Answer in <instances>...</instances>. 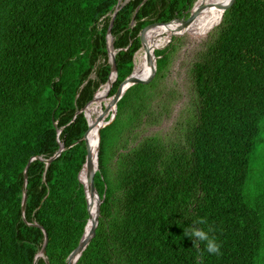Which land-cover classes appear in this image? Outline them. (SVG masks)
<instances>
[{"label": "trees", "instance_id": "1", "mask_svg": "<svg viewBox=\"0 0 264 264\" xmlns=\"http://www.w3.org/2000/svg\"><path fill=\"white\" fill-rule=\"evenodd\" d=\"M196 1L124 3L110 30L116 78L109 96L144 47L171 32L167 24L188 19ZM117 4L0 0V264H46L36 258L44 236L33 224L48 236V264H66L78 245L89 217L78 180L88 122L79 111L110 75L107 30ZM212 25L216 39L191 66L192 115L182 144L145 138L112 164L114 146L149 110L174 42L153 51L145 79L121 96L100 130L93 184L101 203L76 264H264V172L251 174L253 154L264 156V0H230ZM60 143L51 163L37 158H51ZM198 218L208 221L199 227H214L222 255L184 234Z\"/></svg>", "mask_w": 264, "mask_h": 264}, {"label": "rangeland", "instance_id": "2", "mask_svg": "<svg viewBox=\"0 0 264 264\" xmlns=\"http://www.w3.org/2000/svg\"><path fill=\"white\" fill-rule=\"evenodd\" d=\"M227 1L197 0L195 15L188 25L190 32L180 30L177 32L178 35H173L164 46L159 48L165 49L171 42H174L168 64L159 75L155 89L156 95L149 104L148 113L146 112L132 132L123 135L114 146L113 165L117 159L116 153L137 147L145 138L160 137L167 146L180 145L184 142L187 124L191 121L192 115L190 106L193 97L191 66L197 55L206 50V44L216 39L219 27L210 33L208 31L212 29V24L219 21L220 13L224 12L219 7ZM120 2L123 4L126 0H120ZM94 77L95 75H91V78ZM105 87L107 89V85H102L95 94H99ZM110 89L106 92L105 101L110 100ZM102 104L104 109L106 103ZM109 115L110 113L105 117L106 120ZM97 116L98 114H92V122ZM253 158L251 174L258 178L257 173L264 172V156L260 149L253 154Z\"/></svg>", "mask_w": 264, "mask_h": 264}, {"label": "water", "instance_id": "3", "mask_svg": "<svg viewBox=\"0 0 264 264\" xmlns=\"http://www.w3.org/2000/svg\"><path fill=\"white\" fill-rule=\"evenodd\" d=\"M128 0H126L127 2ZM124 2V3H126ZM230 0H228L224 5H221L219 8L222 10H225V8L227 7V5L229 4ZM121 4L120 5V0H118V4L117 7L115 8L111 19H110V23L108 26V30H107V53H108V59H109V63L111 64V72L110 75L108 77V80L106 82L105 85H107V91L111 88L112 82L115 80L116 78V66H115V50L113 49V39L110 35V30L112 28L113 25V21L115 18V15L117 13V11L124 5ZM195 10L192 12V14L189 16L188 19H179V20H175L174 22L167 24L165 27V29H175L176 27H178V29L183 28V30H185V32H190L188 30V25L189 23H191L192 18L195 15ZM147 36V35H146ZM146 36H144L141 40V47L145 41ZM159 49L157 48H151L150 51L148 52V55L146 56V64H145V68L143 70L141 77H135L134 76V66H133V70L131 72V74L124 80L123 84L121 85V87L116 91V93H114V95H112L110 97L109 100V104L108 106L103 109V111L101 113L98 114L96 120H94L92 123L90 122L87 114H86V108L88 107V105L90 103H92L95 99V95L92 98L91 101H89L79 112H83L87 122H88V130L84 136V140L86 142V146H87V155L85 158V162L82 165L81 170L78 173V180L81 182L82 186H83V190H84V194L86 197V201L88 204V212H89V217L87 220V223L84 227V231L81 235V238L78 242V245L76 246V248L69 254V256L67 257V262L66 264H76L82 254V252L84 251V249L86 248V246L88 245L90 239L92 238L93 232H94V228H95V224L97 222L98 219V214H99V206L101 203L100 197L94 187L93 184V176L97 170L98 167V151H99V143H100V130L107 126L108 124H110L112 122V120L115 117V112H116V104L118 102V100L121 98V96L135 83L140 82L141 80L145 79L146 75L149 73L152 64H153V59H152V54L153 51ZM137 53V52H136ZM135 53V54H136ZM135 56V55H134ZM134 59V58H133ZM134 61V60H133ZM111 77H113V80L111 82ZM109 109H111L109 111ZM109 118L106 120V116L109 114ZM60 133V130H58V134ZM96 138V146L94 147L92 144V139L94 137ZM64 150V146L62 143L59 144V149L58 151L49 159H42L40 157H37L38 159H41L45 164H49L52 162V160H54L56 157H58L60 155V153ZM27 169H28V164L24 169V173H23V189H22V200H21V211H22V216L24 215V210H25V204H26V180H27ZM85 171V178L82 180L81 179V173ZM95 201V202H94ZM33 226L38 227L42 233H43V243L42 246L40 248V250L38 251V253L36 254V258L41 257L45 260L46 264H48L47 259H46V247L48 244V236L46 234V231L44 230L43 227L37 225V224H33Z\"/></svg>", "mask_w": 264, "mask_h": 264}, {"label": "clouds", "instance_id": "4", "mask_svg": "<svg viewBox=\"0 0 264 264\" xmlns=\"http://www.w3.org/2000/svg\"><path fill=\"white\" fill-rule=\"evenodd\" d=\"M206 224H208L206 218L195 219L193 220V225H191L187 230H185L184 234L186 236L191 237L194 243H196L197 241L203 243L205 245L206 251L209 254L217 256L222 255V245L217 241L215 235H212V233H214L215 231L214 227L212 225H208L207 229L199 227V225Z\"/></svg>", "mask_w": 264, "mask_h": 264}, {"label": "bare ground", "instance_id": "5", "mask_svg": "<svg viewBox=\"0 0 264 264\" xmlns=\"http://www.w3.org/2000/svg\"><path fill=\"white\" fill-rule=\"evenodd\" d=\"M120 4H121V2H120ZM220 10L223 11L222 9H220ZM222 13H220V14H222ZM177 32H178V27H176L175 29H172L171 32H169L167 35H165L163 37H159V38L151 41L150 43H148L144 47V50H143V53H142V60L140 61V63L134 69V73L133 74H134L135 77L137 76L139 70L142 68V66H143V64L145 62L146 56L148 55V52L152 48V46L155 45V44H158V43H160L162 41H165V40L169 39L170 37H172L173 35H175ZM112 80H113V77H111V82H112ZM106 92H107V90H106ZM106 92H105V94L103 96H101L102 91H100L99 94H95L94 101L92 103H90V105L86 108V114H87V116H88V118H89V120H90L91 123H92V120H91V108L94 106V112H93V114H99V113H101L103 111L102 103L105 102L106 103L105 104L106 107L109 104V101H105ZM109 111H110V109H109ZM95 139L96 138L94 137L93 138V142H92V144H93L94 147L96 146ZM84 178H85V171L83 172V179Z\"/></svg>", "mask_w": 264, "mask_h": 264}]
</instances>
